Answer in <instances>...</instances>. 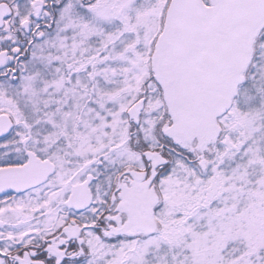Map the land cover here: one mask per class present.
I'll list each match as a JSON object with an SVG mask.
<instances>
[{"label": "snow or ice", "instance_id": "6c2138e0", "mask_svg": "<svg viewBox=\"0 0 264 264\" xmlns=\"http://www.w3.org/2000/svg\"><path fill=\"white\" fill-rule=\"evenodd\" d=\"M0 264H264V0H0Z\"/></svg>", "mask_w": 264, "mask_h": 264}]
</instances>
